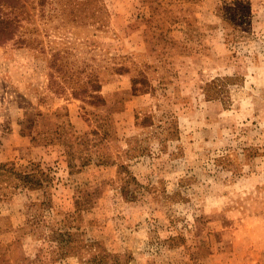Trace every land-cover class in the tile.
Instances as JSON below:
<instances>
[{
  "label": "rangeland",
  "instance_id": "374dc122",
  "mask_svg": "<svg viewBox=\"0 0 264 264\" xmlns=\"http://www.w3.org/2000/svg\"><path fill=\"white\" fill-rule=\"evenodd\" d=\"M20 1L0 264H264V0Z\"/></svg>",
  "mask_w": 264,
  "mask_h": 264
},
{
  "label": "trees",
  "instance_id": "16d2710c",
  "mask_svg": "<svg viewBox=\"0 0 264 264\" xmlns=\"http://www.w3.org/2000/svg\"><path fill=\"white\" fill-rule=\"evenodd\" d=\"M229 2L242 3V0H228ZM225 0V4H226ZM21 5L20 0H0V17L1 13L7 14L5 8H18ZM23 6V5H22ZM20 21L16 17H6L2 18L0 21V42L4 40L13 39L18 28ZM93 92L99 91V85L97 83H92L91 86ZM95 98H98L93 96ZM19 168L15 162L8 163H0V170H8L13 173V175L20 181V185L29 190H36L45 186V180L49 182L52 180L48 174L40 168L37 164H32V166H21ZM97 256L91 258L92 262H96ZM99 262V261H98Z\"/></svg>",
  "mask_w": 264,
  "mask_h": 264
}]
</instances>
